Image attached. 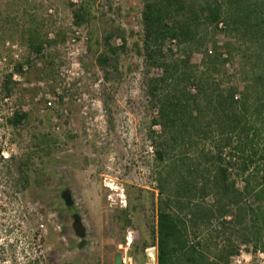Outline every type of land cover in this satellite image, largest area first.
<instances>
[{
  "label": "rangeland",
  "instance_id": "rangeland-1",
  "mask_svg": "<svg viewBox=\"0 0 264 264\" xmlns=\"http://www.w3.org/2000/svg\"><path fill=\"white\" fill-rule=\"evenodd\" d=\"M143 5L0 0V264H121L119 246L129 236L143 264L145 248L156 244L160 201L179 184L173 163L179 169L184 152L210 147L190 132L188 151L171 139L167 161L156 158L162 128L148 85L163 72L146 55ZM82 7L88 15L77 24L73 14ZM225 39L216 38L220 47ZM180 55L167 41L160 64ZM192 61L200 64L202 55ZM239 63L235 52L220 74L231 78ZM17 113L27 114L19 124ZM206 231L211 255L217 243L235 244L232 263L264 264V242L245 244L244 230L215 223Z\"/></svg>",
  "mask_w": 264,
  "mask_h": 264
},
{
  "label": "trees",
  "instance_id": "trees-1",
  "mask_svg": "<svg viewBox=\"0 0 264 264\" xmlns=\"http://www.w3.org/2000/svg\"><path fill=\"white\" fill-rule=\"evenodd\" d=\"M143 1L146 55L163 72L148 85L159 101L155 124L162 128L156 158L167 161L171 139L188 151L190 132L198 141L210 140L206 150L184 152L179 169L173 163L180 180L160 201L158 264H234L238 245L217 243L211 255L203 243L215 223L244 230L245 244L264 242V0ZM86 15L83 7L73 14L77 24ZM219 34L226 38L222 47ZM167 41L185 54L172 65L160 64ZM235 52L239 69L227 79L220 71ZM195 53L202 55L200 64L192 61ZM26 117L17 113L12 121ZM186 160L192 163L184 169ZM158 181L161 186L163 175ZM65 200L71 204L67 194Z\"/></svg>",
  "mask_w": 264,
  "mask_h": 264
},
{
  "label": "built area",
  "instance_id": "built-area-1",
  "mask_svg": "<svg viewBox=\"0 0 264 264\" xmlns=\"http://www.w3.org/2000/svg\"><path fill=\"white\" fill-rule=\"evenodd\" d=\"M23 70L26 71L27 67H23ZM46 106L48 108H52L53 102L49 100ZM1 158H2V161L5 162L9 160L10 155L7 151H3L1 153ZM132 246H133V240L130 236L126 238L125 243L119 246L120 250L122 251L121 264H137V262L135 261L132 255ZM143 254H144L143 264H158L157 244L146 247Z\"/></svg>",
  "mask_w": 264,
  "mask_h": 264
},
{
  "label": "water",
  "instance_id": "water-1",
  "mask_svg": "<svg viewBox=\"0 0 264 264\" xmlns=\"http://www.w3.org/2000/svg\"><path fill=\"white\" fill-rule=\"evenodd\" d=\"M63 197L66 198V194H64ZM73 226H74V229H75V231L79 237L85 236L84 228H83L78 217H75V222H74Z\"/></svg>",
  "mask_w": 264,
  "mask_h": 264
},
{
  "label": "flooded vegetation",
  "instance_id": "flooded-vegetation-1",
  "mask_svg": "<svg viewBox=\"0 0 264 264\" xmlns=\"http://www.w3.org/2000/svg\"><path fill=\"white\" fill-rule=\"evenodd\" d=\"M71 206V204H69Z\"/></svg>",
  "mask_w": 264,
  "mask_h": 264
}]
</instances>
